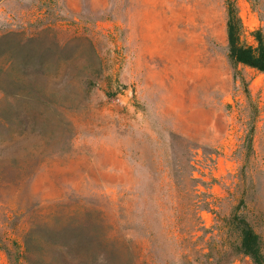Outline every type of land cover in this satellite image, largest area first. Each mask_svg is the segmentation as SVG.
I'll use <instances>...</instances> for the list:
<instances>
[{
    "label": "rangeland",
    "instance_id": "374dc122",
    "mask_svg": "<svg viewBox=\"0 0 264 264\" xmlns=\"http://www.w3.org/2000/svg\"><path fill=\"white\" fill-rule=\"evenodd\" d=\"M234 2L254 44L264 0ZM121 193L135 264H257L239 218L264 264V72L228 57L225 0H0V222Z\"/></svg>",
    "mask_w": 264,
    "mask_h": 264
},
{
    "label": "trees",
    "instance_id": "16d2710c",
    "mask_svg": "<svg viewBox=\"0 0 264 264\" xmlns=\"http://www.w3.org/2000/svg\"><path fill=\"white\" fill-rule=\"evenodd\" d=\"M226 40L228 57L264 72V34L252 32L254 44L243 40L244 27L234 0H225ZM195 180L193 176L190 178ZM90 220L73 224L76 212L66 211L64 205L40 206L34 209L28 227L19 228V222L6 217L0 222V247L11 264H135L137 256L127 257L132 240L128 237L124 194L113 202L112 212L102 207L95 209ZM6 229L5 231H3ZM15 231V238L7 234ZM240 246L257 264H263L261 239L251 224L238 219Z\"/></svg>",
    "mask_w": 264,
    "mask_h": 264
}]
</instances>
